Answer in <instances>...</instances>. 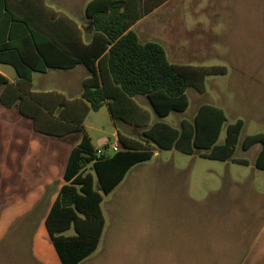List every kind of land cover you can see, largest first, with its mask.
<instances>
[{
	"label": "crops",
	"instance_id": "obj_1",
	"mask_svg": "<svg viewBox=\"0 0 264 264\" xmlns=\"http://www.w3.org/2000/svg\"><path fill=\"white\" fill-rule=\"evenodd\" d=\"M6 1L8 11L17 20L9 22L0 13V76L8 81L6 85L0 86V148L4 160L0 171L3 172L5 187H10L11 179L23 186L29 178L25 173L33 170V161L30 163L24 156V146L28 150H37L42 143L49 151L63 155L60 163L62 181L52 200L48 217L61 189L71 183L64 178L71 154L86 137L94 150H97V144L100 147L117 145L118 152L108 154L111 158L126 151L121 140L130 147L146 149L152 153L149 160L128 168L119 181L113 171L118 167L106 160L93 161L82 169L92 175L94 190L103 198L101 209L105 226L102 236L106 230L109 233L113 214L116 215L120 205L129 203L131 190L137 184L142 187L152 179H157L159 189L165 191L174 187L182 193L185 180L182 177L184 170L181 157H202L185 154L175 148L159 150L146 142L142 135L144 122L147 120L148 126L152 122L146 98H133L137 108L128 122L114 119L107 105L93 111L89 102L83 98L84 86L92 80L86 64L95 58L108 40L102 31L94 28L93 17L87 13L88 5L95 0H65L67 12L63 13L47 7L41 0ZM130 3L132 10L135 12L136 9L141 17L129 30L136 33L142 44H159L173 65L203 68L189 61L211 59L221 55L223 50L230 53L233 34L246 33L249 29L254 31L261 45L264 41V0H130ZM74 59L80 63L70 68H58L60 65H68ZM97 65L98 60L95 62L98 75ZM49 82L57 86L53 89L47 87ZM260 83L264 86L263 81ZM103 108L108 110L109 122L114 128L112 134L105 126L98 128L93 117L86 123L92 112L97 113ZM110 135L113 141L109 139ZM252 149H255L256 158L260 146ZM237 160L248 162L240 165H251L246 159ZM134 170H138V177L130 181ZM51 182L52 178L46 181L47 184ZM262 225L264 230V222ZM45 228L49 235L46 220ZM139 229L141 231L137 229L135 233H125V243L146 246L150 234L142 233L144 227ZM49 238L56 251L50 235ZM202 241L205 247L195 244L197 251L210 253L217 250L210 222ZM35 242V238L30 243L28 241L32 247ZM42 243L48 249L46 240L43 239ZM22 264L50 263L44 258H37ZM79 264L151 263L85 259Z\"/></svg>",
	"mask_w": 264,
	"mask_h": 264
},
{
	"label": "rangeland",
	"instance_id": "obj_2",
	"mask_svg": "<svg viewBox=\"0 0 264 264\" xmlns=\"http://www.w3.org/2000/svg\"><path fill=\"white\" fill-rule=\"evenodd\" d=\"M57 12H67L65 0H41ZM230 53L197 64L204 74L200 86L187 91L189 107L184 113H171L159 119L150 106L151 125L161 120L175 128L183 120L192 121L198 108L211 105L222 109L226 116L218 144L225 142L227 126L244 122L234 157L246 159L251 165L226 163L219 160L181 157L184 187L179 193L174 187L159 189L157 179L142 187L134 186L129 203L120 205L113 214L112 226L104 232L97 249L87 260H130L151 264H264V171L253 164L255 149L243 151L242 140L249 135L264 133V41L250 29L233 34ZM207 67V68H206ZM57 86L49 82L47 87ZM98 128L106 127L112 134L106 108L92 112ZM97 134V133H96ZM109 139L113 141L112 136ZM1 145V142H0ZM97 149L101 147L97 144ZM24 156L33 172H26L25 184L11 179L6 188L0 171V264H22L29 259L44 258L50 264H61L45 228L52 200L62 181L63 155L49 151L44 144L37 150L24 146ZM53 154V155H52ZM0 148V168L3 165ZM138 177V170L131 174ZM48 178L52 182L47 184ZM136 180V179H135ZM226 198V200H225ZM106 208V204H104ZM108 216V214H106ZM217 243L215 252L197 251L209 228ZM149 233L146 246L125 243V233ZM71 230L66 235H72ZM35 238L34 247L30 241ZM46 240L48 249L43 246ZM131 240H134L133 238ZM29 241V243H28ZM210 261V263H209Z\"/></svg>",
	"mask_w": 264,
	"mask_h": 264
},
{
	"label": "trees",
	"instance_id": "obj_3",
	"mask_svg": "<svg viewBox=\"0 0 264 264\" xmlns=\"http://www.w3.org/2000/svg\"><path fill=\"white\" fill-rule=\"evenodd\" d=\"M0 13L9 22L17 20L8 11L6 0H0ZM87 13L93 17L94 28L108 38L95 58L86 64L92 80L84 86L83 98L93 111L107 105L114 119L128 122L137 108L133 98L144 97L159 119L174 112L183 113L189 107L187 89L200 86L203 75L214 72L173 65L159 44L140 43L136 33L129 30L141 17L136 9L132 10L130 0H95L88 5ZM78 63L80 61L74 59L58 68H70ZM7 83V79L0 76V86ZM225 122L222 109L202 105L193 120L183 121L180 129L161 120L148 126L146 120L142 135L159 150L175 148L205 159L248 164L234 157L244 128L242 120L228 125L225 142L218 144ZM121 142L126 151L112 158L98 156L86 137L71 154L64 175L71 183L61 189L46 219L47 230L62 264H79L87 259L97 249L105 226L101 209L103 198L94 190L92 175L82 169L93 161L106 160L118 167L113 171L119 181L128 168L152 156L146 149L130 147L124 140ZM258 145L260 151L254 166L264 171V133L246 136L241 142L243 151ZM71 230L74 234L66 235Z\"/></svg>",
	"mask_w": 264,
	"mask_h": 264
},
{
	"label": "built area",
	"instance_id": "obj_4",
	"mask_svg": "<svg viewBox=\"0 0 264 264\" xmlns=\"http://www.w3.org/2000/svg\"><path fill=\"white\" fill-rule=\"evenodd\" d=\"M118 146L117 145H111V146H103L100 149H97L96 153L98 156L102 155H108L109 153H116L118 152Z\"/></svg>",
	"mask_w": 264,
	"mask_h": 264
}]
</instances>
